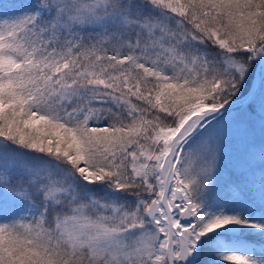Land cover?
<instances>
[{
    "label": "snow or ice",
    "instance_id": "6c2138e0",
    "mask_svg": "<svg viewBox=\"0 0 264 264\" xmlns=\"http://www.w3.org/2000/svg\"><path fill=\"white\" fill-rule=\"evenodd\" d=\"M0 264H264V0H0Z\"/></svg>",
    "mask_w": 264,
    "mask_h": 264
}]
</instances>
